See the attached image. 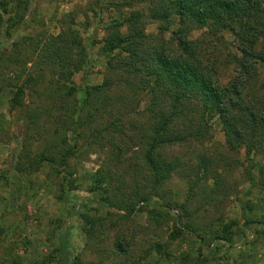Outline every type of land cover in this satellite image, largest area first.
<instances>
[{
	"label": "trees",
	"instance_id": "obj_1",
	"mask_svg": "<svg viewBox=\"0 0 264 264\" xmlns=\"http://www.w3.org/2000/svg\"><path fill=\"white\" fill-rule=\"evenodd\" d=\"M94 2L116 12L145 6L121 14L119 21L110 20L102 38L91 42L107 57V71L118 77L115 84L108 79L89 87L72 84L71 76L83 69L88 55L78 32L70 27L72 18L54 36L20 38L9 50L0 47V74L6 73L9 65L20 70L1 79L3 87L13 90L9 108L20 107L24 89H29L41 102L23 118L34 124L40 116L51 117L55 129L51 136L56 138L41 151L19 156V170L37 169L42 164L59 169L60 188L65 192L68 174L63 169L68 161L83 153L100 152L106 168L96 171V184L108 188L112 180L120 191L119 207L133 211L135 203L146 205L151 197L169 203L164 185L172 176L184 179L190 194L200 181L216 183L217 160L213 157L195 154L191 158L194 163H187L168 152L209 141L212 120L219 122L228 151L258 153L264 144V89L255 87L258 69L264 70V0ZM29 7V0H0V14L6 15L5 31L24 24ZM87 11L95 13L93 7ZM146 19L174 24V29L166 40L150 38L143 32ZM193 29L200 30L202 36L189 41L187 35ZM223 34L237 44L232 57L236 76L225 85L214 78L215 66L202 63L206 47ZM26 66L32 68V74L26 73L21 81ZM116 89L120 93L114 94ZM142 100L143 107L135 112ZM154 205L151 216L159 218ZM224 230L211 240L228 241ZM174 231L179 234L181 230L175 227ZM66 235L65 228L57 238L59 262L48 264H75Z\"/></svg>",
	"mask_w": 264,
	"mask_h": 264
},
{
	"label": "rangeland",
	"instance_id": "obj_2",
	"mask_svg": "<svg viewBox=\"0 0 264 264\" xmlns=\"http://www.w3.org/2000/svg\"><path fill=\"white\" fill-rule=\"evenodd\" d=\"M29 1L28 15L19 28L5 31L6 15L0 14V47L9 50L11 43L20 38L54 36L72 18L70 27L78 32L88 54L83 69L71 76L72 84L79 88L99 85L105 79L112 84L118 81L116 74L107 71V57L99 53V45L91 42L102 38L110 20L119 21L121 14L126 16L145 6L116 12L93 4L94 0ZM91 7L94 14L87 11ZM172 29L174 24L167 26L148 19L143 24L144 34L154 39L166 40ZM201 36L200 30L193 29L187 40H199ZM212 42L206 47L202 63L215 66L214 78L225 85L236 76L237 65L232 57L237 53V44L227 34ZM7 69L0 74V264L59 262L56 242L65 228L75 264H264V144H260L258 153L246 155L244 149L230 152L219 122L212 120L209 141L168 152L187 163H194L191 158L195 154L213 157L217 160L216 183L200 181L190 194L186 181L172 176L164 185L169 203L151 197L146 205L137 202L133 211L124 210L119 207L120 191H116L112 180L104 192L95 182L96 171L106 168L100 152L83 153L68 161L63 169L68 174L65 192L60 188L59 169L43 164L37 169H18L19 156L41 151L56 136H51L55 130L51 117L40 116L34 124L23 118L41 102L29 89H24L20 107L9 108L13 90L3 87L1 79L20 70L10 65ZM23 72L21 81L32 68L26 66ZM257 79L255 87L263 90L264 70L258 69ZM142 102L135 112L143 107ZM153 205L159 218L151 216ZM167 205L170 207L165 208ZM174 226L181 230L179 234ZM221 229H225L228 241L211 240Z\"/></svg>",
	"mask_w": 264,
	"mask_h": 264
}]
</instances>
